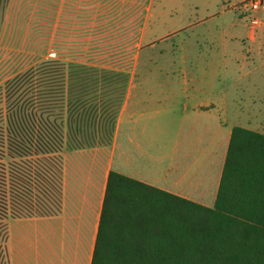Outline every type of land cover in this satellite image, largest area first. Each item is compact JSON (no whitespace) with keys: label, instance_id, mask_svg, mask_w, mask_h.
Wrapping results in <instances>:
<instances>
[{"label":"trees","instance_id":"16d2710c","mask_svg":"<svg viewBox=\"0 0 264 264\" xmlns=\"http://www.w3.org/2000/svg\"><path fill=\"white\" fill-rule=\"evenodd\" d=\"M127 86V73L59 58L11 82L0 132V264L10 221L60 208L67 151L110 142ZM92 264H264V135L233 128L212 208L110 172Z\"/></svg>","mask_w":264,"mask_h":264},{"label":"crops","instance_id":"0c3cea01","mask_svg":"<svg viewBox=\"0 0 264 264\" xmlns=\"http://www.w3.org/2000/svg\"><path fill=\"white\" fill-rule=\"evenodd\" d=\"M229 12L191 53L137 56L110 142L67 151L60 208L9 222L11 264H92L110 172L215 205L233 128L264 135V11L258 28Z\"/></svg>","mask_w":264,"mask_h":264},{"label":"rangeland","instance_id":"374dc122","mask_svg":"<svg viewBox=\"0 0 264 264\" xmlns=\"http://www.w3.org/2000/svg\"><path fill=\"white\" fill-rule=\"evenodd\" d=\"M55 1L0 0V132H5L10 84L31 68L59 58L132 75L139 54L191 53L197 41L220 38L237 23L224 11L239 0ZM23 89L18 86L17 95ZM9 229L14 228L8 223L7 244ZM9 255L5 264H11Z\"/></svg>","mask_w":264,"mask_h":264},{"label":"built area","instance_id":"2783aa9c","mask_svg":"<svg viewBox=\"0 0 264 264\" xmlns=\"http://www.w3.org/2000/svg\"><path fill=\"white\" fill-rule=\"evenodd\" d=\"M243 9L246 13L245 19L249 27L258 28L262 22L258 18V14L264 11V0H239L233 9Z\"/></svg>","mask_w":264,"mask_h":264}]
</instances>
